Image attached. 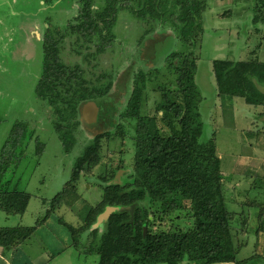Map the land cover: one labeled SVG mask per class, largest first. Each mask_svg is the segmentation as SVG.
<instances>
[{
    "label": "trees",
    "instance_id": "16d2710c",
    "mask_svg": "<svg viewBox=\"0 0 264 264\" xmlns=\"http://www.w3.org/2000/svg\"><path fill=\"white\" fill-rule=\"evenodd\" d=\"M42 1L50 4L52 0ZM104 1L106 4L101 10H95L94 0L80 1L78 14L72 18L76 23L68 25L73 36L68 41H65L66 31L51 29L47 21L49 26L39 39L43 57L36 96L51 107L53 128L66 153L78 143L79 105L105 97L114 85L113 73L106 70H101L95 78L85 76L90 67L100 66L97 56L110 47V28L118 10L125 6L121 0ZM238 1L245 0H233ZM248 2L252 6L253 23L263 20L264 0ZM184 3L183 6L189 5L178 14L173 25L183 44L189 46L193 43L192 37L202 32L201 25L196 22L201 12L197 0H184ZM153 6L150 10L154 13ZM146 10L142 7L140 15L144 16ZM179 24L181 26L177 27ZM148 32L146 30L144 34ZM95 35L97 39L93 42ZM66 44L72 46V53H67L69 57L63 52ZM252 53L253 50L248 56ZM80 57L84 62L79 61ZM164 61L175 77L171 86L158 89L156 113L143 114L142 109L147 82L158 77L157 70L139 69L133 75L132 89L120 115L128 122L134 121V132L129 137L132 164L127 177L130 180L115 181V171L109 176L102 175L100 200L94 205L84 200L78 191L80 179L88 176L92 167L101 161L100 150L104 143L111 145L118 140L123 147L126 133L121 126L118 135L107 130L85 144L81 143L82 150L74 161L69 179L53 196L50 208L42 218L32 225L0 226V247L5 257L11 258L19 246L35 235L42 223L66 206L82 222L74 227L62 218L58 219L70 234V246L85 258L96 257V264H256L263 258L264 202L258 201L256 196L246 195L257 188L258 176L248 188L234 187L222 172V159L217 154L214 137L199 141L203 129L199 106L202 94L195 81L197 65L192 52L174 50ZM104 79L107 81L102 84ZM218 82L222 83V80L218 79ZM220 88L219 97L228 95L232 100L237 97L246 105L258 108L255 124L263 121L264 126V61H235L225 71ZM24 128V124H15L0 148V212L5 218L23 215L35 196L25 190L10 188L9 180L1 184L9 165L22 158L17 148ZM257 133L264 136V129L251 132ZM102 138H107L104 143ZM113 140L115 142H111ZM237 178L235 181H242V177ZM226 189H229L227 196ZM185 207L191 216L190 227L152 229L156 222L164 225L172 219L170 215ZM108 208L112 210L102 218L99 226H95L99 215ZM240 235L245 236V242L237 240ZM249 239L260 252L255 251L250 258L238 260L237 254Z\"/></svg>",
    "mask_w": 264,
    "mask_h": 264
},
{
    "label": "rangeland",
    "instance_id": "374dc122",
    "mask_svg": "<svg viewBox=\"0 0 264 264\" xmlns=\"http://www.w3.org/2000/svg\"><path fill=\"white\" fill-rule=\"evenodd\" d=\"M80 1L52 0L50 4H44L42 0H0V148L15 124L21 123L25 127L17 148L22 158L18 163L9 165L1 184L9 180L10 188L35 195L23 215L5 218L0 212V223L32 225L39 221L50 208L53 196L69 179L74 161L82 150L81 143L107 130L118 135V127L121 126L126 133L125 145L122 147L118 140L117 143L105 145L107 138H102V159L92 167L88 176L80 179L78 191L84 200L94 205L102 194L100 176H109L115 171V181L130 180L127 177L132 164L129 137L134 132V121L128 122L120 115L132 89L133 75L139 69L147 72L157 70L158 77L147 82L142 109L143 114L156 113L158 89L160 86H171L175 77L164 61L174 50L192 52L196 59L195 81L202 94L199 106L203 129L199 141L205 142L214 137L217 154L222 159V172L234 187L248 188L253 178L258 176L260 183L257 188L246 195L252 198L256 196L258 201L264 202V136L261 133L251 134L264 129L263 121L255 124L260 110L246 105L243 99L237 97L233 100L228 95L219 97L224 73L232 63L245 59L264 61V20L258 32L255 31L256 26L249 25L252 6L248 0L233 3L231 0H197L201 15L197 16L196 22L201 25L202 32L198 31V35L192 37L193 43L189 46L183 44L173 25L189 5L183 6L184 0H121L125 6L118 10L110 28V47L97 56L100 66L90 67L91 70L85 75L95 78L101 70L112 72L113 88L105 97L90 100L91 103L85 106V102L79 105L78 143L66 153L53 128L51 107L36 96L35 87L43 57L39 39L47 28L45 21L51 29L66 31L65 41L73 38L68 25L76 23L72 18L78 14ZM93 3L95 10H101L106 4L104 0H94ZM151 6L155 7L156 12L150 10ZM142 7L147 9L144 16L140 15ZM146 30L149 32L144 34ZM93 39L96 42L97 36ZM65 46L63 52L69 57L67 53H72V46ZM252 50L253 53L248 56ZM79 61L84 62L82 57ZM106 81L104 79L101 83L105 84ZM93 117L97 118V122H90ZM237 177H242V181H235ZM228 194L229 189H226V196ZM228 205L231 206L230 199ZM71 212L70 208L62 206L27 241L31 255H36L38 262L50 259L48 264H96V257L85 258L70 246V234L58 222L59 218L65 220L69 217ZM170 216L171 220L164 225L156 222L152 229H168L170 226L181 229L192 225L186 207ZM98 218L95 226H99L103 215ZM237 240L245 242V236L240 235ZM254 248L253 241L249 239V243L242 246L237 254V259H248L255 251L260 252ZM258 263L264 264V255Z\"/></svg>",
    "mask_w": 264,
    "mask_h": 264
},
{
    "label": "crops",
    "instance_id": "0c3cea01",
    "mask_svg": "<svg viewBox=\"0 0 264 264\" xmlns=\"http://www.w3.org/2000/svg\"><path fill=\"white\" fill-rule=\"evenodd\" d=\"M230 2L233 3V0H231ZM232 13H233V10H232ZM252 17H253V15L251 14L250 21H249L250 24L249 25L256 26L255 31L258 32V31H260V28L262 27L261 22L264 19L263 20L259 19L256 23H253ZM241 189H244V188L241 187ZM73 216H75V217H73ZM0 219L2 220L1 217H0ZM65 221L67 223H70L74 227H78L82 223L81 220L76 215H74L72 213L70 214L69 217H67L65 219ZM2 225H4V224L0 223V226H2ZM23 247H24V249H23ZM53 256L54 255H52V257ZM49 262H50V259H47V261H41V262L39 261L38 262L37 258H36V255H31L27 243H24V245L19 246V248L15 251V253L13 254V256L11 258L10 257H5L2 254V248L0 247V264H48ZM258 264H261V263H258Z\"/></svg>",
    "mask_w": 264,
    "mask_h": 264
},
{
    "label": "water",
    "instance_id": "95a60500",
    "mask_svg": "<svg viewBox=\"0 0 264 264\" xmlns=\"http://www.w3.org/2000/svg\"><path fill=\"white\" fill-rule=\"evenodd\" d=\"M111 210H112V208H108V209L105 211V213L101 214V215H103V218L106 217V216L109 214V212H110Z\"/></svg>",
    "mask_w": 264,
    "mask_h": 264
},
{
    "label": "flooded vegetation",
    "instance_id": "af4514ba",
    "mask_svg": "<svg viewBox=\"0 0 264 264\" xmlns=\"http://www.w3.org/2000/svg\"><path fill=\"white\" fill-rule=\"evenodd\" d=\"M86 104H88V103H85V104H83V106H85ZM96 109H97V108H96ZM96 109H95V110H96ZM94 115H95V113H94ZM95 121L97 122V118H96V117H95V118H93V119H92L90 122H92V123H93V122H95Z\"/></svg>",
    "mask_w": 264,
    "mask_h": 264
},
{
    "label": "bare ground",
    "instance_id": "6f19581e",
    "mask_svg": "<svg viewBox=\"0 0 264 264\" xmlns=\"http://www.w3.org/2000/svg\"><path fill=\"white\" fill-rule=\"evenodd\" d=\"M91 103V102H90ZM94 113H95V111H94ZM95 116V115H94ZM94 118V117H93ZM102 220V219H101Z\"/></svg>",
    "mask_w": 264,
    "mask_h": 264
}]
</instances>
